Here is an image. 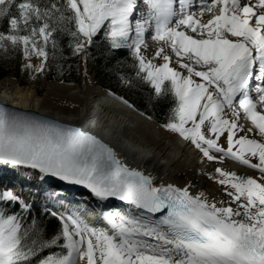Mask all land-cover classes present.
<instances>
[{
	"label": "snow or ice",
	"instance_id": "6c2138e0",
	"mask_svg": "<svg viewBox=\"0 0 264 264\" xmlns=\"http://www.w3.org/2000/svg\"><path fill=\"white\" fill-rule=\"evenodd\" d=\"M97 53L147 108L106 96L149 122L164 104L159 127L217 188L165 181L89 131L0 105V171L39 189L26 200L0 176V264H264V0H0V61L32 82L65 86L75 71L87 88ZM226 160L251 172L207 171Z\"/></svg>",
	"mask_w": 264,
	"mask_h": 264
},
{
	"label": "bare ground",
	"instance_id": "6f19581e",
	"mask_svg": "<svg viewBox=\"0 0 264 264\" xmlns=\"http://www.w3.org/2000/svg\"><path fill=\"white\" fill-rule=\"evenodd\" d=\"M149 47L154 49L156 44L153 42ZM89 69L94 81L93 85L81 90V78L77 82L66 83L65 86H61L58 81L42 79L45 93L40 96L32 85H21L17 79L9 75L1 77L0 99L13 105L34 108L68 119L101 133L118 146L126 161L130 158L136 162L137 158L146 152L145 163L147 162V165H143L144 170L165 181L183 184L185 179H191L196 185L194 191L204 189L215 192L217 185L209 181L206 176L196 175L195 170L200 165L197 163V155L190 147L185 146L175 136L163 131L158 124L145 120L106 96L105 89L96 82L90 64ZM72 84H75V87L71 86ZM74 103L79 104L80 109L74 111L71 107ZM46 108L68 109V113L63 115L61 111ZM85 108L86 113L82 111ZM147 134L153 137L158 143L157 146L147 143L149 137L146 138ZM159 154L162 155L158 156ZM221 165L226 170L237 171L238 174L251 172L250 169L231 160H226ZM214 166L215 163L212 162L207 171ZM3 171L12 173L11 170ZM12 180L16 181L13 177ZM14 186L18 187V184ZM35 189L36 187L27 191L24 198L33 199L37 193H34ZM89 219H94V214Z\"/></svg>",
	"mask_w": 264,
	"mask_h": 264
},
{
	"label": "trees",
	"instance_id": "16d2710c",
	"mask_svg": "<svg viewBox=\"0 0 264 264\" xmlns=\"http://www.w3.org/2000/svg\"><path fill=\"white\" fill-rule=\"evenodd\" d=\"M19 61L16 59H9L7 62L0 61V78L9 72H13L14 74L19 69ZM92 69L95 72L96 81L99 85L106 88H111L118 95H124L130 101L135 102L141 110H145L147 105L144 103V99L142 95L136 90H127L120 88L115 82L114 78L109 75V73L105 70V61L100 57L99 53H97V60L95 63H89ZM68 73H65L66 78L68 77ZM79 76L76 75L75 71H72L70 79L67 82H75L77 81ZM48 80H54L49 76ZM148 111L154 112V120L158 123L161 122L164 118L165 105L159 104L156 105L154 109H148ZM55 222L49 224V232L51 233L55 229ZM46 254V253H45Z\"/></svg>",
	"mask_w": 264,
	"mask_h": 264
},
{
	"label": "water",
	"instance_id": "95a60500",
	"mask_svg": "<svg viewBox=\"0 0 264 264\" xmlns=\"http://www.w3.org/2000/svg\"><path fill=\"white\" fill-rule=\"evenodd\" d=\"M79 79H80V77H79ZM78 79V80H79ZM105 89V88H104ZM0 105H5V106H8V107H10V108H13V109H15V110H22V111H29V112H32V113H35V114H38V115H42V116H45V117H48V118H51V119H53V120H56V121H60V122H65V123H71V124H73L74 126H77V127H80V128H82V129H84V130H86V131H89V132H91V133H93V134H95L97 137H99L100 139H102L104 142H106V143H108L109 145H111L118 153H120V155H121V157L123 158V159H125L124 158V155L121 153V151L118 149V146L116 145V144H114L109 138H107L106 136H104L103 134H101V133H98V132H96V131H94V130H92V129H90V128H87L86 126H84V125H80V124H78V123H76V122H72V121H70V120H68V119H63V118H60V117H58V116H55V115H53V114H48V113H45V112H41V111H39V110H37V109H34V108H30V107H21V106H18V105H13V104H11V103H9V102H6L5 100H2V99H0ZM154 123H156V124H158L159 125V123L157 122V121H155ZM146 156H147V153L146 152H144V153H142L138 158H137V160H136V162H134V160H132V159H130L129 158V160L127 161L130 165H132V166H139V167H141L142 166V164L145 162V160H146ZM145 171H147V170H145ZM148 172V171H147ZM9 174L11 177H13L14 179H16V177H15V174L12 172V173H10L9 171H0V174ZM19 181L21 182V184H27V182L25 181V180H23L22 178L21 179H19ZM54 183V182H53ZM31 186V185H30ZM47 185H45L44 187H46ZM32 188H35L36 186H31ZM74 191H78V193H82V194H85V195H88L84 190H82V189H79V190H74ZM115 202V201H114ZM116 203H118V202H116Z\"/></svg>",
	"mask_w": 264,
	"mask_h": 264
},
{
	"label": "rangeland",
	"instance_id": "374dc122",
	"mask_svg": "<svg viewBox=\"0 0 264 264\" xmlns=\"http://www.w3.org/2000/svg\"><path fill=\"white\" fill-rule=\"evenodd\" d=\"M146 42H148V43H151L152 41H151V39H147L146 40ZM153 43V42H152ZM92 68V67H91ZM93 72H94V70H93ZM12 76V77H14L15 79H17V81L21 84V85H32L33 86V88L35 89V91L37 92V94L40 96V95H43L44 93H45V89H44V87H43V82H42V79L41 80H38V81H36V82H32L31 80H29V78L27 77V76H25L21 71H20V63H19V69L17 70V72L14 74L13 72H9V73H7V74H5L4 76H2V77H5V76ZM94 78H95V80H96V76H95V73H94ZM79 79V78H78ZM45 81H47L46 79H45ZM53 81H58V80H53ZM78 81V80H77ZM77 81H75V82H77ZM59 82V81H58ZM66 83H74V82H66ZM101 86V85H100ZM104 88V87H103ZM47 110H54V111H61L62 112V114L63 115H65V114H67L68 113V109L67 110H65V109H62V108H59V109H57V108H54V109H51V108H46ZM149 136V137H148ZM148 137V138H147ZM146 138H147V143L148 144H152V145H155V146H157V142L156 141H154V139H153V137L151 138V135L150 134H147L146 135ZM151 138V139H150ZM213 163H215V162H213ZM223 164V163H222ZM216 166H220V167H222V165L221 164H216L215 163V166L214 167H216ZM214 167L210 170V171H214Z\"/></svg>",
	"mask_w": 264,
	"mask_h": 264
}]
</instances>
